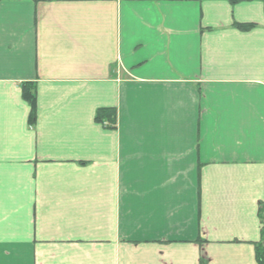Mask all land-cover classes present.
Instances as JSON below:
<instances>
[{
	"label": "crops",
	"instance_id": "obj_1",
	"mask_svg": "<svg viewBox=\"0 0 264 264\" xmlns=\"http://www.w3.org/2000/svg\"><path fill=\"white\" fill-rule=\"evenodd\" d=\"M260 203L264 0H0V264H258Z\"/></svg>",
	"mask_w": 264,
	"mask_h": 264
},
{
	"label": "trees",
	"instance_id": "obj_2",
	"mask_svg": "<svg viewBox=\"0 0 264 264\" xmlns=\"http://www.w3.org/2000/svg\"><path fill=\"white\" fill-rule=\"evenodd\" d=\"M240 30H248L252 25L236 24ZM22 97L31 108L29 123L34 125L37 118V88L34 83L22 84ZM96 122L108 128H115L117 125V113L115 110H101L97 113ZM258 216L262 225L261 240L256 244V258L258 264H264V203L259 204Z\"/></svg>",
	"mask_w": 264,
	"mask_h": 264
}]
</instances>
